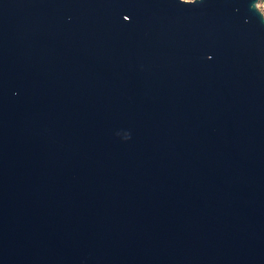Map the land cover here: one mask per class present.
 Instances as JSON below:
<instances>
[{"label": "water", "instance_id": "95a60500", "mask_svg": "<svg viewBox=\"0 0 264 264\" xmlns=\"http://www.w3.org/2000/svg\"><path fill=\"white\" fill-rule=\"evenodd\" d=\"M261 0H0V264H264Z\"/></svg>", "mask_w": 264, "mask_h": 264}, {"label": "rangeland", "instance_id": "374dc122", "mask_svg": "<svg viewBox=\"0 0 264 264\" xmlns=\"http://www.w3.org/2000/svg\"><path fill=\"white\" fill-rule=\"evenodd\" d=\"M260 10L264 13V0H261L259 3Z\"/></svg>", "mask_w": 264, "mask_h": 264}]
</instances>
